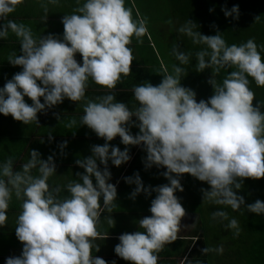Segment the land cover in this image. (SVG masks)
<instances>
[{
	"label": "clouds",
	"instance_id": "1",
	"mask_svg": "<svg viewBox=\"0 0 264 264\" xmlns=\"http://www.w3.org/2000/svg\"><path fill=\"white\" fill-rule=\"evenodd\" d=\"M21 2L0 0V39L11 32L19 40L20 54L9 55L8 63L22 69L0 88V115H10L24 125L38 124L37 113L65 98L82 100L89 79L113 89L122 75L129 74L133 56L128 45L133 36L144 35L146 25L144 20L132 19L125 0H83L82 6L63 16L62 38L52 34L36 38L29 27L8 19ZM221 10L226 18L239 17L238 5ZM44 11L47 13L46 7ZM197 27L187 20L178 32L204 46L195 53V67L197 72L212 69L208 83L213 94L207 101H197L195 92L181 85L185 72L181 66L190 63L191 53L174 47L178 65L157 85L144 82L134 86L136 106L132 109L112 94L86 102L80 124L105 143L92 146L90 156L75 161L83 173L65 185L66 196L59 195V187L49 185V178L55 175L52 156L43 160L38 151L31 150L20 170L14 169L11 158L0 163V226L7 219L13 195L22 201L15 227L22 251L6 258L4 264H107L92 255L93 241L99 235L100 213L111 212L117 197L116 186L109 182L108 162L117 168L127 163L131 159L127 146H143L145 167L166 169L162 175L168 181L145 187L138 173L125 178V183L135 185L132 199L155 193L151 215L136 222L140 230L121 234L114 247L115 255L128 264H157V253L176 239L186 215L175 195L184 190L179 180L184 174L209 186L201 190L203 202L233 211L243 206L249 213L264 215V202L256 200L245 206L244 198L237 194L245 179L264 177V112L260 110L264 105L257 101L253 106L254 93L249 87V78L264 86V60L253 39L228 45L219 31L205 36ZM76 54L82 57L81 63ZM227 68L235 70L218 82L216 74ZM75 123L72 120L66 126ZM130 127L138 128V133L133 135ZM117 136L126 146L123 150L109 144ZM65 146L66 142L61 145ZM212 219L227 221L225 226L239 234L238 221L230 219L226 211H214ZM108 223H114L112 218ZM202 251L220 252L222 248Z\"/></svg>",
	"mask_w": 264,
	"mask_h": 264
},
{
	"label": "crops",
	"instance_id": "2",
	"mask_svg": "<svg viewBox=\"0 0 264 264\" xmlns=\"http://www.w3.org/2000/svg\"><path fill=\"white\" fill-rule=\"evenodd\" d=\"M82 4L83 0H80V4H77V0H58L56 4H50L48 0H22L16 6L15 11L8 16V19L29 27L36 38L49 34L62 38L63 25L61 20L63 16L72 14ZM125 6L130 9L133 20L145 21L146 32L139 39L135 36L132 37L131 43L128 45L133 56L130 72L127 76L122 75L113 89L97 85L89 79L85 97L82 100L73 102L65 98L53 108L37 113L38 124L29 123L24 125L22 122L15 121L10 115H0V163L11 158L14 169L20 170L21 165L30 158L29 153L31 150L38 151L43 160L52 156L55 164V175L49 178V185L59 187L61 197L68 194L65 185L70 181L77 180V173H83V169L79 168L75 161L90 156L92 146L105 143L87 126L80 124L86 102L88 100L95 101L97 97L112 94L116 101L123 102L132 109L136 106L132 89L138 85L133 84L138 83V80H143L140 83L148 82L155 85L153 78H155V75L160 77V72H156L152 65L155 60L154 45L149 35L152 13H148L147 9L148 14L144 15L132 0H125ZM45 7L47 13L44 11ZM148 21H150V24ZM19 46V40L11 32H9L6 39H0V88L15 73L22 70L19 66L14 67L8 63L9 55L20 54ZM75 59L78 63L82 62V57L79 54H76ZM159 64L162 72L168 74L169 72H165L163 64ZM25 100L26 103L31 104L28 98H25ZM41 102H43L42 98ZM72 120H75L76 123L72 127H67L66 125ZM133 121H135V118H133ZM129 130L133 135L138 133L136 127H130ZM65 142L66 146L62 148L61 145ZM109 144L121 150L126 147L120 142L118 136ZM127 147L131 157L127 163L117 168L110 161L108 162V169L111 173L109 182L116 186L117 197L111 212L104 210L100 213L96 226L99 235L93 241L95 247L92 250V255L104 259L107 264H112L113 261H115V264H128L114 253V247L119 243L118 237L123 233L140 230L136 222L145 216L151 215L149 207L151 200L155 198V193L149 196L141 193L135 199H132L130 194L135 185L125 183V178L138 173L145 187H156L168 183L162 175L166 169L157 168L156 166L145 167L146 153L143 151V146ZM97 163L98 167H103L99 165L98 161ZM151 179H153L152 186H150ZM194 180L189 187L201 186L200 181L195 178ZM180 183L186 191L185 182L180 180ZM184 190L183 192H176L175 195L183 207L185 204L193 206L197 200L196 196L189 197ZM200 198V202L203 203L202 197ZM21 203L22 201L17 200L13 195L6 210L7 219L4 225L0 226V264H4L5 259L8 257L21 254L22 244L15 236L16 219L22 210ZM134 205L135 207L132 209L131 207ZM199 209L201 210V208ZM199 209L185 211L186 215L181 218V225L177 231L176 239L166 243L157 253V264H183L189 252L185 249L184 243L187 240H196L199 228L206 226H202V221L207 224L205 221L207 218L203 217L204 219H202ZM109 218H112L113 224L108 223ZM96 247L99 248L98 252L95 250ZM171 254L173 255L171 256Z\"/></svg>",
	"mask_w": 264,
	"mask_h": 264
},
{
	"label": "trees",
	"instance_id": "3",
	"mask_svg": "<svg viewBox=\"0 0 264 264\" xmlns=\"http://www.w3.org/2000/svg\"><path fill=\"white\" fill-rule=\"evenodd\" d=\"M132 1L141 13L145 15L148 9V13L151 12L153 16L150 18L152 22L149 27V35L155 50V60L152 65L156 72H160V77L155 75L153 78L155 85L159 84L165 75L159 63H162L165 72L170 74L173 66L178 65V61L172 54L173 48L176 47L185 53H191L190 63L181 66L185 69L181 85L193 90L199 100L203 97L202 99L207 101L213 94V89L208 83L211 79L208 76H212V69L197 72L195 67V53L204 46L193 44L190 38L178 32V28L187 20L196 23L199 27L196 30H199L202 35H215L219 31L228 45H239L248 39H253L264 60V0H168V4L164 3L165 5L156 8H152L153 0ZM233 5L239 6L238 19L226 18L221 10L222 8L230 10ZM148 23L150 24V21ZM168 31H172V34L169 35ZM233 70L235 69H221L215 78L218 82L222 81ZM141 81L143 80H138V83L135 82L133 85ZM249 87L254 93L253 106H256L257 101L264 105V86H257L249 78ZM260 110L264 112V106ZM193 188L186 186L187 195L197 198L193 206L198 204L201 210L197 209L202 217L207 213H210L211 217L205 220L208 225L202 221V226H206L199 228L195 241L187 240L184 243L185 249L189 252L183 264H264V215L249 213L243 206L234 212H231L230 208H223L230 219L235 218L238 221L240 231L236 235L235 230L225 226L227 221L220 222L212 219V213L217 211L218 205L211 202H203V205L200 202L202 193L196 192L197 186L196 190ZM237 194L244 198L245 206L256 200L264 202V177L259 180L245 179ZM204 248H222V251L203 252Z\"/></svg>",
	"mask_w": 264,
	"mask_h": 264
},
{
	"label": "rangeland",
	"instance_id": "4",
	"mask_svg": "<svg viewBox=\"0 0 264 264\" xmlns=\"http://www.w3.org/2000/svg\"><path fill=\"white\" fill-rule=\"evenodd\" d=\"M161 2H163V3H161ZM164 3H169V1L168 0H163V1H158V0H153V3H152V8H156V7H159V6H161V5H165ZM126 7V6H125ZM161 10H162V8H161ZM172 20V22H174V19L172 18L171 19ZM162 21H164L165 22V20H162ZM170 27H171V25H170ZM170 33L172 34V31H168V34L170 35ZM171 39H172V37H171ZM168 74H170V73H168ZM212 76H208V78H211ZM203 97H201L200 98V100L202 99ZM196 100L197 101H199V98H196ZM152 180L153 179H151L150 180V186H152ZM180 180L181 181H184L185 182V185L188 187L192 182H194L195 180H194V177H192V176H190V175H188V174H184V175H182L181 177H180ZM186 180V181H185ZM197 180V179H196ZM199 181V180H198ZM201 182V181H200ZM197 186V191L196 192H198V193H202V189H209V186L206 184V183H204V182H201V186L200 185H196ZM193 189H195V187L193 188ZM196 190V189H195ZM185 191V190H184ZM186 192V194H188V192L187 191H185ZM134 207H135V205L134 206H132L131 208L132 209H134ZM183 207V206H182ZM184 209H185V211H194V210H196L197 208H199L198 207V204H196L195 206H190V205H188V204H185V206L183 207ZM216 208H217V210H223V206H220V205H218V206H216ZM205 211H208V210H205ZM231 212H234L233 210L231 211ZM199 213H201V212H199ZM211 217V215H210V213H207L205 216H204V218H207V219H209ZM203 217H202V219H204ZM230 229V228H229ZM231 230V229H230ZM210 241H211V238H210Z\"/></svg>",
	"mask_w": 264,
	"mask_h": 264
}]
</instances>
